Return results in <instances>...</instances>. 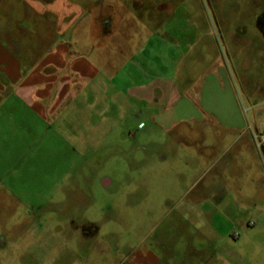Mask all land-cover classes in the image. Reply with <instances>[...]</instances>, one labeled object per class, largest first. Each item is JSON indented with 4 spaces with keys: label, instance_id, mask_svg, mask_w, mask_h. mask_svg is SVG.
Listing matches in <instances>:
<instances>
[{
    "label": "rangeland",
    "instance_id": "374dc122",
    "mask_svg": "<svg viewBox=\"0 0 264 264\" xmlns=\"http://www.w3.org/2000/svg\"><path fill=\"white\" fill-rule=\"evenodd\" d=\"M28 1L15 0L24 74L61 43L94 77L67 74L58 128L20 114L15 144L0 138V264H264L251 110L264 101V0H64L86 13L60 33V11L44 8L55 0ZM154 12H172L175 46L126 66ZM102 18L110 31L90 36ZM231 117L243 133L217 123Z\"/></svg>",
    "mask_w": 264,
    "mask_h": 264
},
{
    "label": "crops",
    "instance_id": "0c3cea01",
    "mask_svg": "<svg viewBox=\"0 0 264 264\" xmlns=\"http://www.w3.org/2000/svg\"><path fill=\"white\" fill-rule=\"evenodd\" d=\"M28 3L31 8H35L30 0ZM54 3L56 5L47 4L44 8H53L54 10L60 11L57 12L60 23H58V26H55V30L59 33L68 31L71 25L76 23L77 17L86 13L80 12L77 5H69L64 0H55ZM154 13L156 17L154 15V18L151 19L153 22L140 44L127 57L125 63H128L126 66L129 64H142V66L147 64L149 66H155L156 62L152 63L149 61H160L161 56H163V47L165 46V48L169 49L171 45L172 47L175 46L174 43L169 44V42H171L170 36L167 31L165 32L163 30V23L169 20V16L172 12H164L165 15L161 12ZM159 14L162 15L161 18H158ZM139 17H141V15H139ZM67 18H69L67 24H63L61 21ZM108 19L105 20L102 18L98 21L92 20L89 25L90 36L108 33L110 31V22ZM76 24L75 26H77ZM117 26L118 24L115 25V28ZM95 47L96 45L91 46L93 49ZM70 54L71 51L65 44L54 43V45L45 46V51L40 53L38 59H28L29 64H32V66L29 67L24 74L21 68L23 64L18 54V44L15 42V0H0L1 141L5 142L4 140H6L13 145L15 144V124L20 114L26 117L30 126L38 120L41 123H49L50 125H54L55 128H58L57 124L64 120L62 114L65 113V110L62 108L61 104L62 99L65 101L64 98L67 95L66 86L69 79L67 74L69 72L78 73L82 80L84 78L93 79L94 77L93 73H86L89 67L92 66V63L83 58L68 60ZM152 81L155 80L151 78V82ZM197 108L194 105H190L188 111L192 114H196ZM205 108L206 107H203L205 110L204 112H209ZM251 110L256 120L254 123L255 129L263 132L264 101L257 99L253 100ZM217 123L223 129H241V133H243L242 128L244 123L235 121L232 117L225 120H218ZM50 125L47 126V129L50 128ZM30 126L26 127V129H30ZM12 150L15 151V146Z\"/></svg>",
    "mask_w": 264,
    "mask_h": 264
},
{
    "label": "trees",
    "instance_id": "16d2710c",
    "mask_svg": "<svg viewBox=\"0 0 264 264\" xmlns=\"http://www.w3.org/2000/svg\"><path fill=\"white\" fill-rule=\"evenodd\" d=\"M159 8H161V6L158 7V9ZM256 27L259 29V31L264 36V12L256 17Z\"/></svg>",
    "mask_w": 264,
    "mask_h": 264
},
{
    "label": "built area",
    "instance_id": "2783aa9c",
    "mask_svg": "<svg viewBox=\"0 0 264 264\" xmlns=\"http://www.w3.org/2000/svg\"><path fill=\"white\" fill-rule=\"evenodd\" d=\"M253 138L255 140L257 148H261L262 144L264 143V131L260 132L259 134H254Z\"/></svg>",
    "mask_w": 264,
    "mask_h": 264
},
{
    "label": "flooded vegetation",
    "instance_id": "af4514ba",
    "mask_svg": "<svg viewBox=\"0 0 264 264\" xmlns=\"http://www.w3.org/2000/svg\"><path fill=\"white\" fill-rule=\"evenodd\" d=\"M264 12V11H263Z\"/></svg>",
    "mask_w": 264,
    "mask_h": 264
}]
</instances>
